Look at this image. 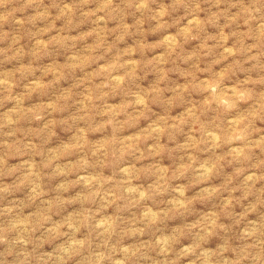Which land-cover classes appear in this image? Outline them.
I'll return each instance as SVG.
<instances>
[{
  "label": "rangeland",
  "instance_id": "obj_1",
  "mask_svg": "<svg viewBox=\"0 0 264 264\" xmlns=\"http://www.w3.org/2000/svg\"><path fill=\"white\" fill-rule=\"evenodd\" d=\"M0 264H264V0H0Z\"/></svg>",
  "mask_w": 264,
  "mask_h": 264
}]
</instances>
